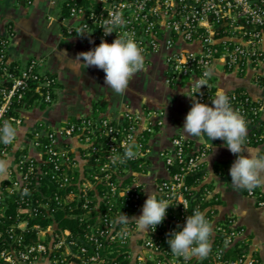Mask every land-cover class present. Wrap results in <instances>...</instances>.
Segmentation results:
<instances>
[{"label":"built area","instance_id":"obj_1","mask_svg":"<svg viewBox=\"0 0 264 264\" xmlns=\"http://www.w3.org/2000/svg\"><path fill=\"white\" fill-rule=\"evenodd\" d=\"M61 9L67 34L86 29L93 42L116 39V32L105 37L100 25L110 13L120 14L124 24L116 31L134 34L144 69L162 56L166 84L186 82L197 101L211 104L216 96V65L239 76L252 72V81L264 89V0H66ZM7 41L0 36V126L16 111L12 122L19 136L0 149L12 165L0 181V264H263L247 228L219 212L221 199L207 180V145L174 135L159 151L163 174L152 169L149 136L164 125L162 108L126 110L122 118L42 120L21 132L22 112L51 104L58 79L44 57L12 66ZM207 71L211 75L205 77ZM226 94L247 121L246 144L264 154V101L245 89ZM133 142L136 158L113 164ZM149 191L171 204L165 220L155 231H137L133 221L122 236L114 220L122 212L138 217ZM246 194L264 207L262 190ZM196 209L213 224L211 252L185 261L167 241ZM60 212L79 220L78 228L62 226Z\"/></svg>","mask_w":264,"mask_h":264},{"label":"crops","instance_id":"obj_2","mask_svg":"<svg viewBox=\"0 0 264 264\" xmlns=\"http://www.w3.org/2000/svg\"><path fill=\"white\" fill-rule=\"evenodd\" d=\"M43 1L0 0V36L9 39L8 61L24 65L31 58L44 57L46 69L55 74L58 79L56 97L49 106L37 105L22 112L24 124L20 129L23 133L33 124L42 120L57 124L93 112L92 101L75 112L62 108L58 100L60 82L57 70L60 67V56L64 54L62 45L65 43L67 52H77L78 54L93 49L101 42H93L89 35L67 34L60 19L61 6L66 0L55 3L61 9L60 12L57 8L56 17L53 16L52 12L54 11L51 9H41ZM31 7L32 9H30ZM43 15L47 19L43 20ZM55 26L59 31L54 30ZM57 38L61 44L53 45V40ZM50 47L51 52L48 53L47 50ZM94 68L100 74L105 75L103 70ZM214 73L218 82L217 93L226 94L243 88L253 98L264 101V89L252 81V72L239 76L235 73L224 72L220 65H216ZM165 74L166 67L163 57H153L148 67L132 78L126 92L119 99L109 101L110 97L102 93L105 96L103 100H100L104 108V112L101 114L122 118L126 110L142 112L152 106L162 108L164 125L149 136L152 148L150 162L157 175L163 174L159 151L170 145V140L174 135H182L199 145H207L209 147L206 158L207 180L211 182L221 199L219 212L222 216L232 215L238 224L247 228L253 241V248L264 264V207L259 206L254 198L247 196V189L233 187L229 172L237 157L229 151L223 140H212L206 135L193 137L185 133L182 128L185 117L192 107V98L197 99L189 94L186 82H178L175 86L167 85ZM247 147L260 154V147L252 145H247ZM257 188L264 192V187Z\"/></svg>","mask_w":264,"mask_h":264},{"label":"clouds","instance_id":"obj_3","mask_svg":"<svg viewBox=\"0 0 264 264\" xmlns=\"http://www.w3.org/2000/svg\"><path fill=\"white\" fill-rule=\"evenodd\" d=\"M124 24L120 14H109V18L100 25L107 37L113 32L116 39L109 43L106 39L91 50L77 54L74 61L87 68L96 67L105 72V84L116 94L123 95L132 78L144 70L145 56L134 34H118L117 28ZM81 36L90 35L86 29H78ZM64 53L68 56L67 52ZM71 58V57H70ZM211 75L205 72V77ZM201 86H206V80ZM186 134L193 137L206 135L212 140L221 139L225 146L236 155L229 175L234 188H245L249 191L264 187V154H259L247 147V121L238 109L231 105L227 94L219 92L211 99V104L192 98V107L185 117L182 127ZM19 129L11 121H4L0 126V143L9 145L18 142ZM138 148L133 142L125 148L123 155L114 156L112 163L124 164L138 155ZM247 153V155H245ZM8 158H0V181L7 178L11 168ZM138 187V185H136ZM171 204L159 198V193L149 191L141 214L129 216L119 214L114 223L121 226V235L127 236L128 225L134 221L137 231H155L163 223ZM185 206V205H184ZM186 208V206H185ZM187 209V208H186ZM180 226H178L179 228ZM214 236L213 224L206 218V213L196 209L186 219L182 230L173 231L168 239L174 256L185 261L193 257L207 258L211 252V241Z\"/></svg>","mask_w":264,"mask_h":264},{"label":"rangeland","instance_id":"obj_4","mask_svg":"<svg viewBox=\"0 0 264 264\" xmlns=\"http://www.w3.org/2000/svg\"><path fill=\"white\" fill-rule=\"evenodd\" d=\"M49 1L50 0H44L42 2L41 9H51L52 11H54L52 12L53 16L56 17L57 8L60 12L61 9L57 4L50 3ZM56 1L62 2L63 0ZM30 9H32V7ZM44 19H47L45 15H43V20ZM54 30L59 31L56 26L54 27ZM59 43V38L53 40V45ZM66 46V43L62 45V52L66 51ZM47 52H51V47L48 48ZM67 54L68 56L65 53L63 55L61 54L59 61L60 67L57 70L60 82L58 100L60 101L61 106L64 110L73 112L78 111L84 108L90 101H92L93 104L100 102V100H103V97L105 95L110 97L109 101L116 100L117 98L119 99L122 96L116 94L110 87L105 84V75L100 74L97 69H95L94 67H80L81 64H78V62L72 59L77 56V52H67ZM102 93H105V95H103ZM49 105L50 104H47L46 106Z\"/></svg>","mask_w":264,"mask_h":264},{"label":"trees","instance_id":"obj_5","mask_svg":"<svg viewBox=\"0 0 264 264\" xmlns=\"http://www.w3.org/2000/svg\"><path fill=\"white\" fill-rule=\"evenodd\" d=\"M3 38L5 40L6 39L8 40L7 37H3ZM8 44L9 43L7 41L6 45H8ZM6 47H8V46H6ZM7 54H8V50H7ZM6 58H8V57L6 56ZM11 64L14 67L19 65V63L15 62V61L14 62H11ZM3 83L6 84L7 82H3ZM237 91L243 93L244 92V89L243 88H238ZM29 99H30V97L27 98L28 101H29ZM31 101H32V99L29 101V103ZM46 105H47L46 103H42L41 104V106H46ZM103 112H104L103 104L101 102H98V103H95L93 105V112L91 113V115L94 116V117H98ZM17 115H18V113L16 111H13L11 113H7L6 116L4 117V121L7 120V121H11L12 122V116H17ZM3 122H2V124H3ZM1 146H2V143H0V149H1ZM0 158H2L1 150H0ZM77 174H78V172H77ZM199 177L201 178L200 175H197L195 177H190V178H191V181L193 182L194 180L198 179ZM60 213H61V215L58 217V221L60 222V224L62 226H64V227H70V228H72L74 230L76 228H78L79 220H77V219H70V218L64 217V213L63 212H60ZM236 250H238V249H236Z\"/></svg>","mask_w":264,"mask_h":264},{"label":"water","instance_id":"obj_6","mask_svg":"<svg viewBox=\"0 0 264 264\" xmlns=\"http://www.w3.org/2000/svg\"><path fill=\"white\" fill-rule=\"evenodd\" d=\"M78 1H80V0H78Z\"/></svg>","mask_w":264,"mask_h":264}]
</instances>
